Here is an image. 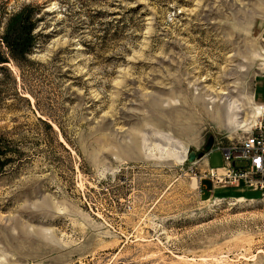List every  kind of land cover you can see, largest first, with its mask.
Wrapping results in <instances>:
<instances>
[{
	"label": "rangeland",
	"instance_id": "obj_1",
	"mask_svg": "<svg viewBox=\"0 0 264 264\" xmlns=\"http://www.w3.org/2000/svg\"><path fill=\"white\" fill-rule=\"evenodd\" d=\"M263 26L264 0H0V264H264V195L195 178L257 120Z\"/></svg>",
	"mask_w": 264,
	"mask_h": 264
},
{
	"label": "built area",
	"instance_id": "obj_2",
	"mask_svg": "<svg viewBox=\"0 0 264 264\" xmlns=\"http://www.w3.org/2000/svg\"><path fill=\"white\" fill-rule=\"evenodd\" d=\"M247 136L236 145L221 147L222 168L205 167L195 173L199 186H241L264 195V115L246 130Z\"/></svg>",
	"mask_w": 264,
	"mask_h": 264
},
{
	"label": "trees",
	"instance_id": "obj_3",
	"mask_svg": "<svg viewBox=\"0 0 264 264\" xmlns=\"http://www.w3.org/2000/svg\"><path fill=\"white\" fill-rule=\"evenodd\" d=\"M33 13L34 10L32 8L25 7L21 12L15 14L12 22L8 23L6 31L1 38L9 51V56L14 62L19 57H28L34 46L33 31L35 23L31 21ZM3 63H8V61L0 58V64ZM1 152L0 144V159L3 154Z\"/></svg>",
	"mask_w": 264,
	"mask_h": 264
},
{
	"label": "crops",
	"instance_id": "obj_4",
	"mask_svg": "<svg viewBox=\"0 0 264 264\" xmlns=\"http://www.w3.org/2000/svg\"><path fill=\"white\" fill-rule=\"evenodd\" d=\"M259 35L262 44V49L264 51V26L261 28ZM252 101L253 104H255L252 105V109H253L252 118L255 120L256 118L264 115V75H262L254 85ZM216 153H220V152L218 150H212L208 154H205V156H203L202 158V165L205 167H211L220 170L223 165H219V166L210 165V160L212 159V157L216 155ZM219 160L221 161L222 157H220Z\"/></svg>",
	"mask_w": 264,
	"mask_h": 264
},
{
	"label": "bare ground",
	"instance_id": "obj_5",
	"mask_svg": "<svg viewBox=\"0 0 264 264\" xmlns=\"http://www.w3.org/2000/svg\"><path fill=\"white\" fill-rule=\"evenodd\" d=\"M264 53V52H263ZM221 95H225L224 93H222ZM219 109H216L217 111H218V114L219 115H213V119L215 120V121H218L219 123H222V124H224V125H232V124H234V120L236 119V117H234V116H229L228 115V112L226 111V110H224L225 108H222V110H224L223 112H222V110H221V107H218ZM227 109L229 110V108L227 107ZM231 109V108H230ZM233 109V108H232ZM233 112H235L234 111V109H233ZM233 118H235L234 120H233ZM218 123V124H219ZM182 160H183V158H182ZM199 183V182H198Z\"/></svg>",
	"mask_w": 264,
	"mask_h": 264
},
{
	"label": "water",
	"instance_id": "obj_6",
	"mask_svg": "<svg viewBox=\"0 0 264 264\" xmlns=\"http://www.w3.org/2000/svg\"><path fill=\"white\" fill-rule=\"evenodd\" d=\"M213 145H214V138H213V137H209L208 140H207L206 145L204 146V148H203V150H202L203 153H204V154H208V153L211 151ZM195 160H196V152H195V151H189V152L187 153V156H186L185 161H186L188 164H191V163H193Z\"/></svg>",
	"mask_w": 264,
	"mask_h": 264
}]
</instances>
